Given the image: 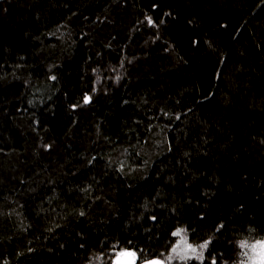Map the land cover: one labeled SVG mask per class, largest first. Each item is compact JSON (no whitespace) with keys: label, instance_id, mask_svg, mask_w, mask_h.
I'll return each mask as SVG.
<instances>
[{"label":"trees","instance_id":"obj_1","mask_svg":"<svg viewBox=\"0 0 264 264\" xmlns=\"http://www.w3.org/2000/svg\"><path fill=\"white\" fill-rule=\"evenodd\" d=\"M177 229L191 264L264 240V0L0 1V264L167 261Z\"/></svg>","mask_w":264,"mask_h":264},{"label":"rangeland","instance_id":"obj_2","mask_svg":"<svg viewBox=\"0 0 264 264\" xmlns=\"http://www.w3.org/2000/svg\"><path fill=\"white\" fill-rule=\"evenodd\" d=\"M181 238H183V240L186 241L187 244H190V245H192V247L196 248L197 252L195 254H193L190 249L182 250L185 248V245H184V243H181ZM176 240H177L176 245L179 244L180 247L177 248L176 252H173V251L171 252L169 259L167 261L165 260L167 262V264H176L178 261L175 262L174 261L175 259L179 260V264H183V263H188L191 260L192 261L193 260H202L204 258L207 248L201 250L199 248V245H201L205 242L199 243V242L193 241L189 237V234L186 232V230H184L181 233V236H179V237L176 236ZM246 257H248V255L245 256V258ZM262 257H264V241L258 245L257 252H256V255L254 256L253 260H250L249 262H247L246 259H244L243 262H238L237 264H260ZM95 264H97V263H95Z\"/></svg>","mask_w":264,"mask_h":264},{"label":"snow or ice","instance_id":"obj_3","mask_svg":"<svg viewBox=\"0 0 264 264\" xmlns=\"http://www.w3.org/2000/svg\"><path fill=\"white\" fill-rule=\"evenodd\" d=\"M148 22H149V23H152L151 19H149ZM85 99H86V102H87V98H85ZM181 231H182V230L177 229V231L173 232L172 235H173V236H178V237H179V236H181ZM181 243H184V245H185V248L182 249V250H188V249H190L191 252H192L193 254H195V253L197 252V249L194 248V247H192V245L187 244L186 241L183 240V238H181ZM208 243H209V242L206 241L205 243L199 245V248H200L201 250L207 248ZM241 246H242V247H246L247 245L244 244V243L242 242V243H241ZM179 247H180V245L178 244L176 247H174V248L172 249V251H173V252H176V251H177V248H179ZM150 264H158V262L153 261V262H150ZM260 264H264V257H262Z\"/></svg>","mask_w":264,"mask_h":264},{"label":"bare ground","instance_id":"obj_4","mask_svg":"<svg viewBox=\"0 0 264 264\" xmlns=\"http://www.w3.org/2000/svg\"><path fill=\"white\" fill-rule=\"evenodd\" d=\"M181 230V229H180ZM183 232V230L181 231V233ZM264 240H261V241H259V242H257L256 243V245H252L251 246V248H255V252H257V247H258V245L261 243V242H263ZM176 242H177V240H176V237H175V240H174V242L173 243H171L170 244V246H169V251H167V252H165L164 254H163V256L166 258V259H169V257H170V254H171V252H172V249L174 248V247H176L177 245H176ZM120 248H116L113 252H117L118 250H119ZM123 253H121V254H119L118 255V257H117V259H116V261L120 258V256L122 255ZM134 255V254H133ZM135 257V256H134ZM136 258V257H135ZM159 259H162V260H164V262L166 263V261H165V259H163V258H159ZM158 260V259H157ZM204 260V258L202 259V260H195V262H200V261H203ZM115 261V262H116ZM136 261H137V259H136ZM175 262L176 261H178L176 264H179V260L178 259H175L174 260ZM149 262H153V261H149ZM95 264L96 262H88L87 264ZM137 263H139L138 261H137ZM141 263H148V262H141ZM192 263V260L190 261V262H188V263H183V264H191Z\"/></svg>","mask_w":264,"mask_h":264},{"label":"water","instance_id":"obj_5","mask_svg":"<svg viewBox=\"0 0 264 264\" xmlns=\"http://www.w3.org/2000/svg\"><path fill=\"white\" fill-rule=\"evenodd\" d=\"M158 264H165L164 260L158 259L155 260ZM115 264H150L148 263H137L136 258L134 257L132 252L123 253L120 258L115 262Z\"/></svg>","mask_w":264,"mask_h":264},{"label":"built area","instance_id":"obj_6","mask_svg":"<svg viewBox=\"0 0 264 264\" xmlns=\"http://www.w3.org/2000/svg\"><path fill=\"white\" fill-rule=\"evenodd\" d=\"M1 1V0H0Z\"/></svg>","mask_w":264,"mask_h":264},{"label":"flooded vegetation","instance_id":"obj_7","mask_svg":"<svg viewBox=\"0 0 264 264\" xmlns=\"http://www.w3.org/2000/svg\"><path fill=\"white\" fill-rule=\"evenodd\" d=\"M166 264V263H165Z\"/></svg>","mask_w":264,"mask_h":264}]
</instances>
